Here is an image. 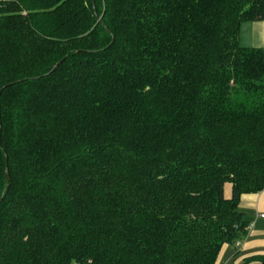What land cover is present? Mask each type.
I'll return each mask as SVG.
<instances>
[{"label":"trees","instance_id":"obj_1","mask_svg":"<svg viewBox=\"0 0 264 264\" xmlns=\"http://www.w3.org/2000/svg\"><path fill=\"white\" fill-rule=\"evenodd\" d=\"M260 21L264 0H0V264H215L245 239Z\"/></svg>","mask_w":264,"mask_h":264},{"label":"crops","instance_id":"obj_2","mask_svg":"<svg viewBox=\"0 0 264 264\" xmlns=\"http://www.w3.org/2000/svg\"><path fill=\"white\" fill-rule=\"evenodd\" d=\"M239 43L243 48L260 49L264 53V21L243 22ZM238 209L246 214L252 228L239 246L223 245L215 264H259L255 257L264 255V218L259 217L260 214L264 215V190L243 195Z\"/></svg>","mask_w":264,"mask_h":264},{"label":"built area","instance_id":"obj_3","mask_svg":"<svg viewBox=\"0 0 264 264\" xmlns=\"http://www.w3.org/2000/svg\"><path fill=\"white\" fill-rule=\"evenodd\" d=\"M259 217L263 219L264 218V215L263 214H260ZM251 228H252V224H249V226L247 227V232L249 230H251ZM241 241L242 240H236L233 244L236 245V246H239L241 244Z\"/></svg>","mask_w":264,"mask_h":264},{"label":"rangeland","instance_id":"obj_4","mask_svg":"<svg viewBox=\"0 0 264 264\" xmlns=\"http://www.w3.org/2000/svg\"><path fill=\"white\" fill-rule=\"evenodd\" d=\"M230 193H231V187L229 186V184L227 185V187H226V196L227 197H230ZM256 216H258V215H256ZM264 220V219H263ZM262 220V221H263Z\"/></svg>","mask_w":264,"mask_h":264}]
</instances>
